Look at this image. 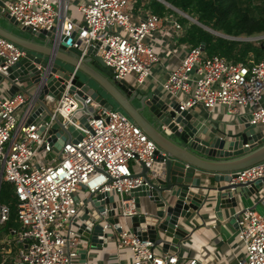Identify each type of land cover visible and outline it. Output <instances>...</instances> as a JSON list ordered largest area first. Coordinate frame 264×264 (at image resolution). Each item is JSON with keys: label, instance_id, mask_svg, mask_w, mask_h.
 Returning a JSON list of instances; mask_svg holds the SVG:
<instances>
[{"label": "built area", "instance_id": "1", "mask_svg": "<svg viewBox=\"0 0 264 264\" xmlns=\"http://www.w3.org/2000/svg\"><path fill=\"white\" fill-rule=\"evenodd\" d=\"M153 1L165 12L154 13ZM71 2L8 0L0 11L22 31L49 32L57 43L69 40L67 47L82 56L96 50L114 83L135 88L144 86L160 63L149 37L161 30L179 39L189 29L162 0H141L144 13L136 20L129 8L137 0H78V20L69 15ZM227 39L260 44L264 33ZM25 56L0 38V188L2 183L12 187L19 223L18 230H9L13 241L0 240L2 252L11 242L16 249L12 261L4 251L1 264H86L81 262L82 246L91 240L96 225L102 230L97 237L102 244L114 242L118 262L125 251L126 264H202L182 255L181 245L177 251H164L127 225L145 215L132 192L147 184L133 177L140 172L133 168L139 163L151 168L159 157L155 144L121 110H108L87 94L78 96L80 89L72 90L73 77L57 95L48 92L41 101L46 84L42 77L35 85L15 79L21 89L8 94L11 84L2 76ZM160 86L180 113L198 108L212 114L219 108V118L256 126L254 143L264 138V59L251 55L232 62L208 55L202 43L188 46ZM56 120L76 134L69 132L70 138L62 140L53 131ZM263 180L264 162L236 172L230 184L262 185ZM10 218V207L0 202V227ZM227 221L242 247L235 264H264V210L245 208Z\"/></svg>", "mask_w": 264, "mask_h": 264}, {"label": "water", "instance_id": "2", "mask_svg": "<svg viewBox=\"0 0 264 264\" xmlns=\"http://www.w3.org/2000/svg\"><path fill=\"white\" fill-rule=\"evenodd\" d=\"M1 16L9 19L6 14ZM0 38L26 52V56L7 71L8 75L2 76L11 84L8 94L21 89L15 79L35 85L46 78L39 96L41 101L48 92L57 95L73 77L72 90L80 89L78 96L87 94L108 110H121L155 144L158 159L151 168L139 163L140 172L133 176L142 178L147 186L132 192L138 208L140 200L147 199L154 209L152 213L145 212V215L132 218L131 227L138 236L161 245L164 251H177V247L188 238L189 232L180 220H189L192 212L198 214L206 203L195 191L215 192L218 208L225 209L235 207V196L246 197L264 186V180L262 185L230 184L236 172L264 162V138L254 143L256 126L224 123L209 117L206 120L208 127L200 121L201 117L180 113L178 107L163 96L160 85L136 90L133 86L114 83L111 71L96 50H89L82 56L80 50L67 47L69 40L57 43L49 32L25 29L14 34L0 27ZM55 75L62 86L56 84ZM56 87L58 90H54ZM53 131L62 135V140L70 138L69 132L76 134L72 128L66 131L58 120ZM203 174L214 175L218 185L202 187L200 177ZM216 216L223 219L221 212ZM228 223L230 225V221ZM101 235L102 230L96 225L90 242L97 243V248L102 245V239L97 238ZM85 261L86 252L82 251L81 262Z\"/></svg>", "mask_w": 264, "mask_h": 264}, {"label": "crops", "instance_id": "3", "mask_svg": "<svg viewBox=\"0 0 264 264\" xmlns=\"http://www.w3.org/2000/svg\"><path fill=\"white\" fill-rule=\"evenodd\" d=\"M0 1L3 4L8 2V0ZM129 11L136 20L143 15L144 8L142 3L137 1L130 6ZM69 15L71 18H79L80 16L75 8L72 10L71 14L69 12ZM0 27L14 34H20L22 32V30L12 25L1 15ZM185 36L176 39L174 35L159 30L149 37L148 43L152 45L155 52L158 54L160 63L155 66L152 77L145 82L144 86L139 87L140 90L145 89L147 85L156 87L165 82L168 73L179 64L188 46H190L184 41ZM251 55L252 54H249L247 57ZM247 57L245 59H247ZM221 112L222 109L218 108L212 114H209L197 108L190 111V114L198 116V118L201 117L202 120L200 121L208 127L209 124L206 120L209 117L217 121H227L230 123L231 118L229 117L224 116L219 118ZM195 177H197V175ZM200 179L202 187L209 188L218 185V183L214 181V175L203 174ZM195 193L199 195L200 200H204L206 203L198 213L199 215L197 212H192L189 220H180V223H182L189 232L188 238L181 243L182 255L196 258L202 264H235L236 260L242 256V247L237 240L236 231L229 225L227 220L237 211L245 208H255L260 212L263 211L264 206L261 204V201L264 199V186L258 188V191L254 194L250 193L246 195V197L235 196V207L225 209L218 208L219 200L216 199L215 192L212 193L210 191L206 192L200 190L195 191ZM140 209L142 210V214H145V212L152 213L154 205L150 201H147V199H141ZM217 212L222 213V220L218 219L216 216ZM127 225H131L130 221ZM82 248L86 251V264H126L128 262V256L126 257L127 253L125 251L121 253L123 258L118 262L115 245L112 240H108L107 244H102L99 248H97V243L91 244L90 241H87L83 244Z\"/></svg>", "mask_w": 264, "mask_h": 264}, {"label": "trees", "instance_id": "4", "mask_svg": "<svg viewBox=\"0 0 264 264\" xmlns=\"http://www.w3.org/2000/svg\"><path fill=\"white\" fill-rule=\"evenodd\" d=\"M188 16L194 17L200 24L213 30L222 31L228 37L252 36L264 33V16L258 20L238 8L239 0H162ZM154 13L162 14L165 7L153 1L150 5ZM184 41L195 47L203 43L208 55H217L227 61L239 62L252 54L255 60L264 58V41L256 46L244 41H231L214 37L200 28L191 27ZM12 187L1 184L0 202L11 204L12 217L15 215V200ZM1 264V258H0Z\"/></svg>", "mask_w": 264, "mask_h": 264}, {"label": "rangeland", "instance_id": "5", "mask_svg": "<svg viewBox=\"0 0 264 264\" xmlns=\"http://www.w3.org/2000/svg\"><path fill=\"white\" fill-rule=\"evenodd\" d=\"M137 1L141 2V0H137ZM77 3H78V0H72V3L70 4V10H69L70 14L72 13V10L74 8H75V10H77L76 9ZM238 8L240 11H242L243 13H247L249 16H251L252 18H254L256 20H258L264 16V0H239L238 1ZM172 13L179 18V21L182 25H184L185 27H188L189 29L191 27H197V28H200L201 30H203L204 32L211 34L214 37H221V38H226V39L227 38L245 37V36L228 37L222 31H219V30L216 31V30H213L209 27L205 28V26L202 27V26L198 25L200 23L194 17L189 16L192 20L191 19L190 20L185 19L183 16L187 15V14H184L179 10L178 11L174 10ZM79 18H80V16H79ZM79 18L73 17V19H79ZM187 32H188V30H186V33ZM260 34H262V33H260ZM255 35H259V34H255ZM254 44L259 46V43H254ZM92 87L97 90V93L99 95L101 94L102 97L106 98L104 96V94L101 91H99L96 87H94V86H92ZM146 87L148 88V87H150V85H147ZM30 90H31V92H33L35 89L32 88ZM50 108H51V106H50ZM82 122H84V120H82ZM224 123H229V122L225 121ZM139 168H140V166L135 165L133 170L139 171ZM12 192H13V190H12ZM11 196H13V193L11 194ZM5 204L11 208L10 203H5ZM10 229H15V230L19 229V223L16 221L15 215L12 217V213H11L10 221L8 223H6L5 225L0 227V240H1V242H3V240L13 241L14 237L10 235V233H9ZM11 243H12V245H10V248L5 246L6 248L4 249V251L6 252L7 256L9 258H11L10 260L12 261V259L15 258L16 249L13 246V242H11ZM4 251L2 252V249H0V257H2V253L4 254Z\"/></svg>", "mask_w": 264, "mask_h": 264}, {"label": "bare ground", "instance_id": "6", "mask_svg": "<svg viewBox=\"0 0 264 264\" xmlns=\"http://www.w3.org/2000/svg\"><path fill=\"white\" fill-rule=\"evenodd\" d=\"M210 31V30H209ZM214 34V33H213ZM30 75V74H29ZM33 74L30 75V77H32ZM55 77H58L57 75H55ZM56 84L59 85V86H62V82H59L58 80H55ZM54 90H56V88H54Z\"/></svg>", "mask_w": 264, "mask_h": 264}]
</instances>
